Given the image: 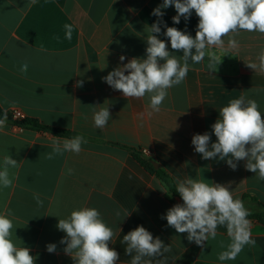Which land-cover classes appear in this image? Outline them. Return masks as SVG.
Returning a JSON list of instances; mask_svg holds the SVG:
<instances>
[{
	"label": "crops",
	"instance_id": "0c3cea01",
	"mask_svg": "<svg viewBox=\"0 0 264 264\" xmlns=\"http://www.w3.org/2000/svg\"><path fill=\"white\" fill-rule=\"evenodd\" d=\"M162 3L0 0V107L19 110L27 118L71 134L57 136L11 124L0 130V163L5 155L19 163L9 170L12 186L0 187V214L11 210L13 242L29 248L35 264H74L64 252L66 245L60 243L66 234L57 224L84 206L99 210L116 233L109 246L119 253L117 264H130L122 239L137 226L171 247L162 256L145 258L152 264H264V224L258 221L250 220L255 244L227 261L218 259L230 242L226 227H218L216 238H209L203 248L169 227L162 217L183 201L134 156L135 150L148 149L150 154L142 156L158 164L155 169L164 170L175 184L191 177L230 185L234 198L241 199L249 213L264 205V181L246 170V161H239L233 170L218 158L203 159L191 143L195 134L205 132L210 145L216 142L211 126L232 99L256 100L264 116V72L246 65L259 63L264 34L241 31L235 35L239 47L225 56L214 49L223 56L215 71L207 68V56L199 64L189 61L184 81L169 89L160 111L153 112L148 95L127 99L103 77L133 57L146 58L148 29L158 20L161 33L154 35L168 44L173 55H183L171 49L163 35L165 25L194 38L199 18L193 10L188 20L181 17L175 24L174 6L162 9V18L152 15ZM66 23L74 28L70 41L65 39ZM228 39L224 37L226 44ZM121 55L126 57L123 62ZM25 62L28 69L23 73ZM78 81H83L82 87L76 86ZM98 107H108L111 115L103 129L94 126ZM81 134L87 143L79 154L47 158L56 137L63 141ZM50 243L57 246L54 253L46 250Z\"/></svg>",
	"mask_w": 264,
	"mask_h": 264
},
{
	"label": "clouds",
	"instance_id": "9594fccd",
	"mask_svg": "<svg viewBox=\"0 0 264 264\" xmlns=\"http://www.w3.org/2000/svg\"><path fill=\"white\" fill-rule=\"evenodd\" d=\"M35 2L32 0V3ZM170 6H174L177 13L172 17L175 24L180 23L181 17L188 20L193 10L199 18L194 38L185 31L165 25L163 35L170 41L171 49L183 55H173L168 44L154 35L161 33L158 20L148 29L146 58L133 57L103 77L113 90L120 91L127 99H140L148 95L149 107L153 112L160 111L168 90L184 81L189 71V61L199 64L207 56V68L215 71L222 57L239 47L235 35L241 31L264 34V0H163L152 15L162 18V9ZM64 30L65 39L70 41L73 25L66 23ZM226 36L229 37L227 44L224 40ZM214 49L224 55H218ZM119 59L123 62L126 57L121 55ZM257 59L259 63H248L247 67L264 72V49ZM27 69L25 62L20 71L26 73ZM76 86L82 87L83 81H78ZM110 118L108 107H98L93 112L94 126L98 129L105 128ZM6 122L5 112L0 118V130L6 126ZM211 127L216 142L210 145L211 137L207 132L195 134L191 141L195 152L205 160L218 158L226 161L233 170L239 161H246V170L264 181V116L257 101L243 96L230 100L227 106L219 110V118ZM86 143L82 134L63 141L56 137L47 158L53 159L65 152L79 154L82 144ZM18 166L17 160L10 155L3 157L0 163V187L12 186L14 177L10 176L9 170ZM72 171L68 169L69 174ZM175 190L183 203L169 208L162 218L177 233H186L189 242L203 248L209 238H216L218 227H226L230 242L226 250L219 253L220 261L235 260L245 246L255 244L251 222L247 218L250 213L241 199L234 198L230 185L209 184L203 179L189 177L177 181ZM34 199L42 206L39 195ZM11 215V210L0 214V264H35L36 257L30 254V249L18 247L13 242ZM57 228L66 234L60 243L66 245L64 252L73 259L74 264H117L119 261V253L109 246L116 233L96 208L84 206L71 211L67 218L58 220ZM122 242L127 245L125 253L131 256L130 264H152V259L145 258L159 257L171 251L170 245H165L159 237L154 238L143 226L130 230L123 236ZM56 247V244L50 243L46 250L54 253Z\"/></svg>",
	"mask_w": 264,
	"mask_h": 264
},
{
	"label": "trees",
	"instance_id": "16d2710c",
	"mask_svg": "<svg viewBox=\"0 0 264 264\" xmlns=\"http://www.w3.org/2000/svg\"><path fill=\"white\" fill-rule=\"evenodd\" d=\"M5 112L7 113L6 124H11L19 128L35 130L38 132H49L57 136H70L71 135L70 133L64 130L45 126L42 123H40L38 120L33 119V118L25 117L22 119H16L14 118L12 111H4L1 107H0V118H3ZM134 156L142 164V166L146 168L147 171L156 175L165 184V186L170 190V192L173 193V195L179 197L182 200L179 193L175 190L176 184L171 180V178L168 176V174L164 170L155 169L153 162L144 158L140 150H135ZM258 206H259V209L257 211L250 213V215L247 218L249 220H255V221H258L264 224V205L259 204Z\"/></svg>",
	"mask_w": 264,
	"mask_h": 264
},
{
	"label": "built area",
	"instance_id": "2783aa9c",
	"mask_svg": "<svg viewBox=\"0 0 264 264\" xmlns=\"http://www.w3.org/2000/svg\"><path fill=\"white\" fill-rule=\"evenodd\" d=\"M13 116L16 119L25 118L24 114L21 111H19V110L13 111ZM140 151H141V154L143 156H148L150 154V151L148 149H146V148H142V149H140Z\"/></svg>",
	"mask_w": 264,
	"mask_h": 264
},
{
	"label": "rangeland",
	"instance_id": "374dc122",
	"mask_svg": "<svg viewBox=\"0 0 264 264\" xmlns=\"http://www.w3.org/2000/svg\"><path fill=\"white\" fill-rule=\"evenodd\" d=\"M251 210H252V211H251V213H252V212H254V211H257L258 208H252Z\"/></svg>",
	"mask_w": 264,
	"mask_h": 264
},
{
	"label": "water",
	"instance_id": "95a60500",
	"mask_svg": "<svg viewBox=\"0 0 264 264\" xmlns=\"http://www.w3.org/2000/svg\"><path fill=\"white\" fill-rule=\"evenodd\" d=\"M153 165H154V167H155V168H158V164H156V163H153Z\"/></svg>",
	"mask_w": 264,
	"mask_h": 264
}]
</instances>
